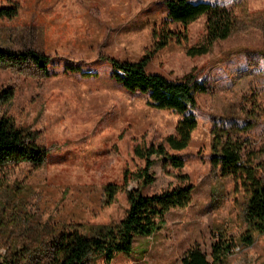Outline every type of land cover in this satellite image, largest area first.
Returning <instances> with one entry per match:
<instances>
[{
	"label": "rangeland",
	"instance_id": "1",
	"mask_svg": "<svg viewBox=\"0 0 264 264\" xmlns=\"http://www.w3.org/2000/svg\"><path fill=\"white\" fill-rule=\"evenodd\" d=\"M164 1L0 0V8L19 7L16 17H0V47L32 48L52 58L49 77L0 69V90L14 93L1 113L34 133L49 153L40 167H0V260L11 256L8 248L36 245V237L47 238L52 228L75 226L88 234L117 224L129 209L128 190L161 193L179 185L178 175H187L194 187L190 205L171 210L153 236L137 238L131 255L96 264H182L194 248L211 260L220 234L238 241L245 230L247 196L233 178L212 168L211 132L215 126L245 127L254 116L253 127L236 138L244 154L264 159V0H193L231 9L238 29L215 42L210 53L191 57L187 49L206 42V18L200 17L187 27V41L173 40L152 58L148 72L172 81L193 73L207 90L197 94L198 106L191 110L198 125L189 147L170 150L184 159V168L165 167L153 157V183L133 180L124 186L126 171L145 167L134 148L164 144L182 115L154 108L148 94L127 92L103 58L140 61L152 47L154 29L167 18ZM169 30L181 33L184 27L174 23ZM67 64L91 75L68 73ZM110 183L123 188L106 205ZM227 264H264V235L252 246L238 244Z\"/></svg>",
	"mask_w": 264,
	"mask_h": 264
},
{
	"label": "trees",
	"instance_id": "2",
	"mask_svg": "<svg viewBox=\"0 0 264 264\" xmlns=\"http://www.w3.org/2000/svg\"><path fill=\"white\" fill-rule=\"evenodd\" d=\"M167 18L159 29L153 31L152 47L138 62H122L105 57L112 67L113 79L129 93L148 94L152 106L158 110H173L182 115L174 135L165 139L159 146H136L134 154L145 162V167L136 172L126 171L124 186L130 181L153 183L149 171L155 164L153 157L163 159L165 167L182 170L184 159L173 152L187 149L192 133L198 122L191 110L196 109L197 94L207 88L193 74L180 81L168 80L160 74L147 70L152 58L166 48L173 40L181 43L188 40L187 27L206 15V42L202 46L187 49L191 57L203 56L211 52L215 42L227 40L238 29V18L224 5L206 1L165 0ZM19 7L14 4L0 8V17L13 18ZM179 23L184 27L181 33L169 30V26ZM264 61V51L262 52ZM52 58L36 49L14 50L0 47V69L10 68L20 71L32 70L44 77L51 74ZM68 73H82L79 65L67 64ZM86 76L91 74L82 73ZM14 96L11 90H0V110L10 104ZM255 117H250L247 126H215L212 129L211 166L218 170L222 178H233L247 196L244 209L245 230L238 241L226 234L212 246L211 260L198 248L189 250L182 264H227L238 244L252 246L257 236L264 235V159L258 160L252 152L244 154V143L237 135L253 127ZM37 136L18 127L13 118L0 111V167L30 163L42 166L48 151L40 146ZM168 146V148L166 147ZM179 185L170 190L153 195H144L139 189L127 191L129 209L126 217L114 225H102L84 234L80 227L69 226L59 231L49 230L47 238L36 237V245L23 244L20 248H8L10 257L0 260V264H96L100 259L111 263L118 255H131L137 238L153 236L164 223L166 215L174 209H184L192 201L193 185L187 175H178ZM123 186L110 183L105 186V204H112Z\"/></svg>",
	"mask_w": 264,
	"mask_h": 264
},
{
	"label": "crops",
	"instance_id": "3",
	"mask_svg": "<svg viewBox=\"0 0 264 264\" xmlns=\"http://www.w3.org/2000/svg\"><path fill=\"white\" fill-rule=\"evenodd\" d=\"M206 2H208V1H206ZM201 18H206V20H207V16L206 15L201 16Z\"/></svg>",
	"mask_w": 264,
	"mask_h": 264
}]
</instances>
